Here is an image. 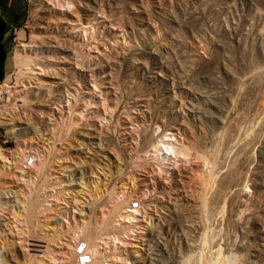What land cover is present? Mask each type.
Segmentation results:
<instances>
[{
    "label": "rangeland",
    "instance_id": "1",
    "mask_svg": "<svg viewBox=\"0 0 264 264\" xmlns=\"http://www.w3.org/2000/svg\"><path fill=\"white\" fill-rule=\"evenodd\" d=\"M80 238L264 264V0H0V264Z\"/></svg>",
    "mask_w": 264,
    "mask_h": 264
},
{
    "label": "built area",
    "instance_id": "2",
    "mask_svg": "<svg viewBox=\"0 0 264 264\" xmlns=\"http://www.w3.org/2000/svg\"><path fill=\"white\" fill-rule=\"evenodd\" d=\"M113 201L121 203L122 198H113ZM126 208L128 211H134L138 208V204L136 201H133L131 205H127ZM88 243L89 242L85 238H80L74 242L73 251H75V257L72 264H91L93 254L90 251Z\"/></svg>",
    "mask_w": 264,
    "mask_h": 264
},
{
    "label": "bare ground",
    "instance_id": "3",
    "mask_svg": "<svg viewBox=\"0 0 264 264\" xmlns=\"http://www.w3.org/2000/svg\"><path fill=\"white\" fill-rule=\"evenodd\" d=\"M33 61V59L29 56H23L20 53H18L17 51L14 53V62L18 65H24V66H28L31 64V62ZM19 68V66H18ZM21 70V68H20ZM172 148V147H171Z\"/></svg>",
    "mask_w": 264,
    "mask_h": 264
}]
</instances>
